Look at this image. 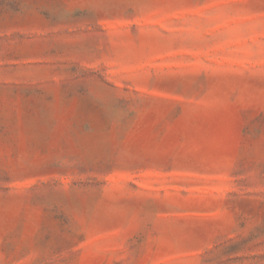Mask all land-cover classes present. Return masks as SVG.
<instances>
[{
	"label": "rangeland",
	"instance_id": "obj_1",
	"mask_svg": "<svg viewBox=\"0 0 264 264\" xmlns=\"http://www.w3.org/2000/svg\"><path fill=\"white\" fill-rule=\"evenodd\" d=\"M0 264H264V0H0Z\"/></svg>",
	"mask_w": 264,
	"mask_h": 264
}]
</instances>
